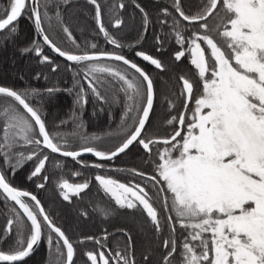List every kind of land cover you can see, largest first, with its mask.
Wrapping results in <instances>:
<instances>
[{"label": "snow or ice", "instance_id": "snow-or-ice-1", "mask_svg": "<svg viewBox=\"0 0 264 264\" xmlns=\"http://www.w3.org/2000/svg\"><path fill=\"white\" fill-rule=\"evenodd\" d=\"M59 2L68 3L70 0ZM59 2L44 0L41 5L40 0H9L7 7L0 9V32L7 29L10 36L15 35L16 22L22 16H30L43 45L66 61L83 65V83L78 81L74 88L76 105H86L89 93L101 103H106L107 97L103 93L109 88L113 89V102L120 103L119 93L122 92L126 104L119 134L124 138L114 150L104 151L90 146L88 137L73 133L70 135L86 142V146L70 150L68 137L50 134L41 110L29 100V95L35 97L40 94L39 90L21 92L0 85V97L9 100L0 108V120L3 122L0 157L13 170L23 167L26 162H34L28 179L40 177L42 182L36 186L43 189L49 179L47 174L41 175L49 161V155L43 154L44 149L76 161L85 153L101 161H110L125 153L134 143L142 146L148 154L154 145H163L157 148L159 162L156 175L133 170L134 175L145 179V184L122 183L105 175H96L95 180L120 208H139L146 213L157 232L162 230V224L160 210L154 203L156 199L161 200L171 231L175 233L178 223L187 232L181 246L182 264H264V0H207L201 11L194 15L186 14L181 0H173V8L182 20L198 25L199 30L186 37L179 22L173 21L175 39L181 46V50L174 53V58L181 61L188 54L190 64L202 82V93L195 99L186 134L182 136L194 84L181 76L185 111L179 118L171 116L167 121L170 125L178 123L179 128L170 137L154 139L142 136L155 102L154 83L149 73L116 51L84 50L77 53L58 46L47 34L45 20L50 29L55 20L68 40L80 48L70 28L64 24ZM88 2L95 7L94 18L99 33L115 48H122L120 40L105 26L101 4L98 0ZM50 5L55 6L54 13L49 12ZM218 6L223 15L217 12ZM118 7L123 9L125 5L120 2ZM136 7L143 14L146 34L150 24L148 14L139 4ZM162 12L171 16L168 8ZM214 13L215 22L210 25L208 21ZM124 23L117 16L112 27L121 29ZM161 23L167 24V20ZM157 43L161 42L157 40ZM33 45L23 51H34L41 57V63L53 64L44 54L39 40H34ZM96 48L95 43L90 44V49ZM135 55L156 69L164 70L160 59L144 51H136ZM103 61L122 62L138 75L130 76L117 65ZM58 67L53 64L52 71ZM36 78L39 79V75ZM57 90L48 88L45 91L51 95ZM174 152L178 154L174 156ZM91 166L104 167L101 163ZM89 186L87 181L70 183L67 179L58 185L65 201L79 196ZM165 192L171 194L170 199ZM0 194L18 206V209L13 207V218L6 222L9 234L15 225V247L11 251L0 250V264L24 261L44 238L49 246H55L64 264H73L76 248L69 236L53 222L35 194L10 183L3 168H0ZM101 211L107 216L111 210ZM171 213L176 217L175 223ZM25 217L30 227L27 224L20 226ZM45 227L49 230L47 233ZM25 231L28 232L27 237L24 236ZM207 233L210 236H206ZM0 239L5 237L0 235ZM83 239L95 240L91 236ZM128 241L130 248V235ZM95 243L101 245L100 240H95ZM163 246L170 249L163 258V264H170L171 258L177 254L174 236L164 240ZM85 255L90 264H110V257L103 251H87ZM114 259L116 264H135L134 259L120 251H116Z\"/></svg>", "mask_w": 264, "mask_h": 264}, {"label": "trees", "instance_id": "trees-1", "mask_svg": "<svg viewBox=\"0 0 264 264\" xmlns=\"http://www.w3.org/2000/svg\"><path fill=\"white\" fill-rule=\"evenodd\" d=\"M8 2L9 0H0V9L6 8ZM98 2L101 4L105 26L110 33L120 40L123 44L122 48H115L99 33L94 18L95 7L88 0L59 2V12L63 17L64 24L72 31L76 43L80 45L79 49L68 40L61 26L55 20H53V28L51 29L48 28V21L45 20L44 26L47 34L64 50L77 53L84 50L116 51L125 55L134 48L136 51H144L162 61L164 70L156 69L155 66H143V69L153 79L155 88L154 108L145 131L142 133L146 139L170 137L179 128L178 123L170 125L167 121L171 116L179 118V115L185 110V98L181 95L183 89L180 77L188 78L194 84V91L192 102L188 104L185 114V131L181 133L182 136L185 135L195 99L202 93V82L190 64L187 53L181 61H176L174 58V53L181 50V46L175 39L173 21L179 22V26L186 37L190 36L193 31H198V25L183 21L173 8V0H98ZM120 2L125 5L123 9L118 7ZM206 2L207 0H181V7L186 14L194 15L201 11ZM40 3L42 5L44 0H40ZM137 4L145 10L150 20L146 34L143 27V14L136 7ZM164 8H168L171 16L163 14L162 9ZM55 10V6L50 5L49 12L54 13ZM217 12L223 15L219 6ZM117 16L122 18L125 23L121 29L113 30L108 18L114 17L115 19ZM215 18L216 14L214 13L213 17L209 18L210 25L215 22ZM163 20H167V24L161 23ZM16 28L15 35L10 36L7 29L0 33V85L12 87L21 92L39 90L40 94L35 97L29 95V100L41 110L50 134L68 137L70 150H78L80 147L86 146V142L70 135L73 133L88 137L90 146H95L98 150H114L124 138L123 135L119 134L122 127L121 118L126 104L124 94L119 93L120 103H114L113 89L109 88L103 93L107 97L106 103H101L89 93L86 105H76L74 103V88L78 81L83 83V65L64 61L49 51L39 39L33 19L30 16H22L16 22ZM34 40H39L43 46L44 54L49 56L53 64L59 66L55 72L52 71L53 64L41 63V57L36 56L34 51L28 53L23 51L25 48L34 47ZM157 40L161 43L158 44ZM220 42L223 43L222 40ZM91 43L97 45L95 50L90 49ZM184 48H187V44L184 45ZM205 52L206 54L209 52L206 47ZM9 59L13 60L11 64L8 62ZM103 62L119 65L121 70L129 71L130 76L137 75L121 63ZM37 75H39V79L36 78ZM70 83H74V87ZM85 87H87L86 84ZM48 88L58 90L49 95L45 91ZM70 92H73V95H70ZM70 96L72 99L66 98ZM8 103V98L0 97V108ZM170 104H173L174 107H169ZM2 126L3 122L0 120V128ZM0 136H2V131H0ZM93 137L100 139L92 140ZM162 147L163 145H154L151 154H148L142 146L134 143L125 153L110 161H99L87 156L79 158V162L63 158L51 153L48 149H44L43 154L49 155V161L46 164L45 172L41 175L47 174L49 179L43 189L36 186L42 182L40 177L28 179L34 167L32 161L13 170L0 157V168L5 169L13 186L35 194L41 200V204L53 222L69 236L76 248L73 264H90L85 255L87 251H103L106 256L110 257V264H116L114 259L116 251L134 259L135 264H163V258L170 250L164 248L163 242L172 236L176 240L177 254L171 258L170 264H182L181 246L187 232L180 228L178 223H176L175 233L171 231L167 224V214L162 210L161 200L156 199L154 203V206L160 210L162 224V230L157 232L146 213L139 208L132 210L120 208L95 180L96 175H105L122 183H140L143 185L145 179L134 175L133 170L156 175V164L159 162L157 148ZM177 154L173 153L174 156ZM13 163L15 162L13 161ZM95 163H101L104 167H92L91 165ZM77 172L80 174L76 175ZM64 179L69 180L70 183L87 181L90 186L79 196H73L69 201H65L58 187ZM149 191L151 192L152 189ZM165 195L170 199V193L165 192ZM13 207L18 209L14 203L6 201L4 196L0 194V235L5 237V239H0V250L11 251L15 247L17 239L15 225L11 234L6 231L7 219L13 218ZM101 210L111 211L109 215L105 216ZM74 213L84 225L83 229L74 227L68 222L66 216H72ZM84 213L87 215L85 216ZM171 214L173 223H175L176 217L174 213ZM24 224L30 227V222L26 220V217L20 226L23 227ZM48 231L45 227V232ZM27 235L28 232L25 231L24 236L27 237ZM128 235L131 236L130 248ZM205 235L210 236V233ZM53 236L55 243V234ZM88 236L100 240L103 246L96 244L95 240L83 239ZM62 251L66 252V249L62 248ZM17 264H64V260L58 255L55 246H49L46 238H44L31 257Z\"/></svg>", "mask_w": 264, "mask_h": 264}, {"label": "flooded vegetation", "instance_id": "flooded-vegetation-1", "mask_svg": "<svg viewBox=\"0 0 264 264\" xmlns=\"http://www.w3.org/2000/svg\"><path fill=\"white\" fill-rule=\"evenodd\" d=\"M114 21V17H112V18H108V22H109V24H111V27H112V22ZM112 29L113 30H117V29H115V28H113L112 27ZM123 32H124V29H123ZM135 52H136V50H134V48H132V49H130L129 50V52L127 53V54H125V56H126V58H128V59H130V60H132L133 62H135V63H137L140 67H142L143 68V66H150V67H152L153 65H151L149 62H146V61H143L142 60V58L141 57H138V56H136L135 55ZM124 55V54H123ZM118 63H121V62H118ZM122 64V63H121ZM123 65V64H122ZM119 66V65H118ZM124 67H126V68H128V66H125V65H123ZM130 71H132V72H134L132 69H130V68H128ZM129 72V71H128ZM131 74V73H130ZM138 75V74H137ZM70 85L72 86V87H74V83H70ZM70 95H73V92H70L69 93ZM67 99H72V96H70V97H66ZM74 101H75V96H74ZM75 103V102H74ZM26 200H28V198L26 199ZM30 201V200H29ZM28 201V202H29ZM30 203V202H29ZM42 242V241H41Z\"/></svg>", "mask_w": 264, "mask_h": 264}, {"label": "water", "instance_id": "water-1", "mask_svg": "<svg viewBox=\"0 0 264 264\" xmlns=\"http://www.w3.org/2000/svg\"><path fill=\"white\" fill-rule=\"evenodd\" d=\"M186 23H188V22H186ZM5 31V30H4ZM0 33H2V32H0ZM37 35H38V37H39V34L37 33ZM39 39L42 41V38H40L39 37ZM43 42V41H42ZM47 47V46H46ZM48 49H49V51H51L54 55H56V56H58L59 58H61L62 60H64V61H66V59L65 58H63V57H60L57 53H55V52H53L49 47H47ZM68 62V61H67ZM69 63H73V62H69ZM122 63V62H121ZM185 111V110H184ZM183 111V112H184ZM55 154H57L58 156H61L59 153H55ZM121 155V154H120ZM119 155V156H120ZM87 156H90V157H93L94 159H96V160H99L97 157H95L94 155H92V154H90V153H85V154H83L81 157H79V158H82V157H87ZM61 157H63V156H61ZM118 157V156H117ZM117 157H115V158H117ZM63 158H69V159H72L71 157H63ZM78 158V159H79ZM99 161H101V160H99ZM107 161V160H106ZM25 199H27V198H25ZM12 203H14V202H12ZM18 207V206H17ZM40 244H41V242H40ZM40 244L38 245V246H34V251H33V253L29 256V257H31L36 251H37V249H38V247L40 246ZM29 257H27L26 259H28ZM25 259V260H26ZM17 263H20V262H17Z\"/></svg>", "mask_w": 264, "mask_h": 264}, {"label": "rangeland", "instance_id": "rangeland-1", "mask_svg": "<svg viewBox=\"0 0 264 264\" xmlns=\"http://www.w3.org/2000/svg\"><path fill=\"white\" fill-rule=\"evenodd\" d=\"M4 59V58H3ZM5 60V59H4ZM3 60V61H4ZM12 59H9L8 62L11 64L12 63ZM12 72V71H11ZM14 72V71H13ZM12 72V73H13ZM128 72V71H127ZM130 74V72H128ZM67 217V220L68 222H70L74 227H77L79 229H83L84 225H82L81 221H79L76 216H75V213L72 215V216H66ZM147 244H145L146 246ZM149 245V244H148ZM145 246H143L145 248ZM147 247V246H146Z\"/></svg>", "mask_w": 264, "mask_h": 264}]
</instances>
